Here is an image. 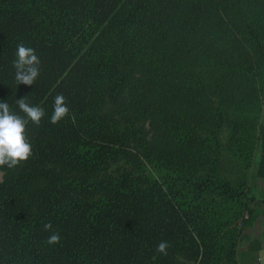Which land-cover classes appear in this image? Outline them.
Returning a JSON list of instances; mask_svg holds the SVG:
<instances>
[{
	"label": "trees",
	"instance_id": "1",
	"mask_svg": "<svg viewBox=\"0 0 264 264\" xmlns=\"http://www.w3.org/2000/svg\"><path fill=\"white\" fill-rule=\"evenodd\" d=\"M21 98L45 115L29 158L0 166V264H240L264 0H0V100L23 116Z\"/></svg>",
	"mask_w": 264,
	"mask_h": 264
},
{
	"label": "clouds",
	"instance_id": "2",
	"mask_svg": "<svg viewBox=\"0 0 264 264\" xmlns=\"http://www.w3.org/2000/svg\"><path fill=\"white\" fill-rule=\"evenodd\" d=\"M40 61L35 50L23 43L17 45L16 58L13 61L15 68V80L18 84L33 85L40 74L38 67ZM17 106L24 115H19L8 102L0 100V166L9 169L26 161L32 153V145L25 136L27 123L30 121L39 124L45 115L43 107L31 105L23 98L17 99ZM69 113L65 97L56 95L53 99L51 123H58ZM45 229H50L51 224H46ZM58 234H52L48 242L56 243ZM167 242H160L157 251L166 253Z\"/></svg>",
	"mask_w": 264,
	"mask_h": 264
},
{
	"label": "crops",
	"instance_id": "3",
	"mask_svg": "<svg viewBox=\"0 0 264 264\" xmlns=\"http://www.w3.org/2000/svg\"><path fill=\"white\" fill-rule=\"evenodd\" d=\"M262 123L264 124V115ZM252 195L254 198L252 208L255 216L249 219L252 220L250 223H253L254 227H251L253 231L249 232L247 221L245 229L248 231L247 235H252L253 239L249 243L250 249L245 251L256 256L250 264H264V148L262 146L259 147V145L253 167Z\"/></svg>",
	"mask_w": 264,
	"mask_h": 264
},
{
	"label": "rangeland",
	"instance_id": "4",
	"mask_svg": "<svg viewBox=\"0 0 264 264\" xmlns=\"http://www.w3.org/2000/svg\"><path fill=\"white\" fill-rule=\"evenodd\" d=\"M264 115V101H263V114L261 116V130L259 133V138H258V145L259 147L262 146L264 148V124L262 123V118ZM258 148V146H257ZM252 177H253V173H252ZM3 180H4V175H3ZM251 183H252V178H251ZM251 219H248V228H249V232H252L253 229H251V227H254L253 223ZM251 230V231H250ZM248 231H246V229H244V236L241 240L240 246H239V263L240 264H250L251 262H253V260L255 259V255L253 253H249L248 251L245 250H249L250 249V245L249 243L252 242L251 239H253L252 235H247ZM246 234V236H245Z\"/></svg>",
	"mask_w": 264,
	"mask_h": 264
},
{
	"label": "water",
	"instance_id": "5",
	"mask_svg": "<svg viewBox=\"0 0 264 264\" xmlns=\"http://www.w3.org/2000/svg\"><path fill=\"white\" fill-rule=\"evenodd\" d=\"M0 182H3V173H0Z\"/></svg>",
	"mask_w": 264,
	"mask_h": 264
}]
</instances>
